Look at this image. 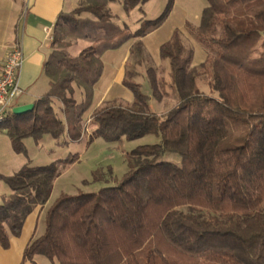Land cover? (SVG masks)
I'll use <instances>...</instances> for the list:
<instances>
[{
  "label": "trees",
  "instance_id": "16d2710c",
  "mask_svg": "<svg viewBox=\"0 0 264 264\" xmlns=\"http://www.w3.org/2000/svg\"><path fill=\"white\" fill-rule=\"evenodd\" d=\"M112 1L81 0L57 17L43 65L47 93L29 113L11 111L0 122L14 153L25 155L27 138L38 142L46 135L61 146L79 141L103 53L134 40L131 53L141 57V39L163 24L171 5L130 32L112 22ZM147 1L123 0V7L129 11ZM206 2L198 27L186 25L206 52L202 63L193 66V52L178 32L159 48L176 104L162 116L153 113L151 97L162 99L153 69L147 70L151 95L127 70L122 85L131 104L104 106L92 116L89 142L146 135L159 142L127 154V171L115 185L58 199L23 261L40 255L57 264H264V0ZM78 40L89 46L73 56L68 50ZM201 76L208 93L197 86ZM170 151L178 165L166 161ZM76 159L26 163L12 176L0 175L9 189L0 196L3 249L32 210L47 202L60 166Z\"/></svg>",
  "mask_w": 264,
  "mask_h": 264
},
{
  "label": "rangeland",
  "instance_id": "374dc122",
  "mask_svg": "<svg viewBox=\"0 0 264 264\" xmlns=\"http://www.w3.org/2000/svg\"><path fill=\"white\" fill-rule=\"evenodd\" d=\"M169 1H171V5L166 20L156 29L157 31L154 30V33L151 32L152 35L148 34L146 37V49L149 61L155 62L158 59L160 60L158 52L159 45H161L163 41H167L174 32H178L184 46L192 50L194 63H196L197 67V64L206 56V52L204 48L189 35L186 25L194 28L198 27L202 10L207 6L206 0H149L129 11L124 9L123 0H113L108 3L107 8L113 23L121 28L126 27L130 32H135L142 22L158 18L167 7ZM79 2L73 10L78 7ZM87 16L86 14H81V17ZM168 35L169 38L166 39ZM88 46L89 43L84 40L72 41V47H70L68 51L71 55L75 56ZM132 59L133 63L128 70L134 72V62L138 61L140 57H137L134 53ZM152 62L149 65H153ZM153 71L159 85V92L162 94V99L156 101L153 98L151 108L162 116L176 104V100L168 87L170 80L169 76L167 77V70L165 71V68L159 67L153 69ZM135 77L136 74L134 75V78ZM206 82L207 79L201 76L197 80V86L201 91L208 93ZM74 88V97L76 100H80V91L76 86H74ZM122 89L130 99H132L130 91L125 88ZM144 89L145 91H150L149 85L147 84ZM123 99L121 102L113 101L103 103L96 110L109 105L129 106L130 103H125ZM18 101L19 99L16 100L15 104H17ZM54 106L57 112L60 113V104L55 103ZM92 116L89 120L88 118L87 120L82 119L83 134L79 141L61 146L46 135L38 142H35L32 138H27L24 140L25 155L14 153L9 139L4 132H1L0 175L6 177L12 176L26 163H30L33 166H46L56 163L59 160H65L68 156L76 155L77 159L72 164H68L64 167L60 166V175L54 181L51 194L47 200V211L61 197L73 196L81 193H92L98 191L102 187L115 185L122 179L127 171L125 159L127 154L139 146L151 145L159 142V139L154 135H146L135 140L121 138L115 142H108L102 138H95L89 142V136L94 130L91 124ZM60 142H63L62 139ZM170 148L172 149L171 146ZM178 160V156H176V153L173 151H170L166 157V161L177 165ZM95 175L100 177L98 178L99 180H94ZM8 193V187L5 183L0 181V196L7 195ZM39 229L42 233L43 226ZM40 257L47 260L44 256ZM36 263L40 264L39 259L36 260Z\"/></svg>",
  "mask_w": 264,
  "mask_h": 264
},
{
  "label": "crops",
  "instance_id": "0c3cea01",
  "mask_svg": "<svg viewBox=\"0 0 264 264\" xmlns=\"http://www.w3.org/2000/svg\"><path fill=\"white\" fill-rule=\"evenodd\" d=\"M79 1L0 0V67L7 48L16 41H20L24 57L19 76V86L22 89V94L17 98L19 99L17 104H15L17 99L14 101L13 108L33 104L34 101L47 93L49 81L43 74V65L51 50L50 44L55 21L61 13L72 11ZM149 35H152V33ZM147 36L141 39L143 52L140 59H137L139 62H134V72L136 74L134 79L140 85L143 93L151 95V89L150 91H145L144 89L147 84L149 85L147 70L159 67L165 68L168 77L169 64L166 60L158 59L155 62L151 61L153 65H149L151 62L146 49ZM168 38L169 35L166 39ZM163 42L161 45L164 44ZM133 43L134 40H130L119 49L106 51L101 56L103 64L102 74L93 88L91 105L84 114L83 120H87V118L89 120L94 111L103 103L121 102L124 98L125 103L131 104L132 99L122 89L125 88L122 85V80L125 72L133 63V54L131 53ZM161 45H159V48ZM204 59L205 56L197 65L202 63ZM193 66H196L194 59ZM152 99L151 97L149 106L151 111L156 113L151 108ZM46 204L47 202L42 206H36L25 218L19 236L9 238L7 249H3L0 246V264H37V259H39L40 264H57L56 262L45 260L40 255L34 256L32 261H23V252L27 244L44 232ZM41 226H43L42 233L39 229Z\"/></svg>",
  "mask_w": 264,
  "mask_h": 264
},
{
  "label": "built area",
  "instance_id": "2783aa9c",
  "mask_svg": "<svg viewBox=\"0 0 264 264\" xmlns=\"http://www.w3.org/2000/svg\"><path fill=\"white\" fill-rule=\"evenodd\" d=\"M23 61L21 43L16 41L7 48L0 67V122L12 111L14 101L22 94L19 76Z\"/></svg>",
  "mask_w": 264,
  "mask_h": 264
},
{
  "label": "water",
  "instance_id": "95a60500",
  "mask_svg": "<svg viewBox=\"0 0 264 264\" xmlns=\"http://www.w3.org/2000/svg\"><path fill=\"white\" fill-rule=\"evenodd\" d=\"M33 105L32 104H27V105H22V106H17L12 109V113L14 115H23L26 113H29L32 111Z\"/></svg>",
  "mask_w": 264,
  "mask_h": 264
}]
</instances>
